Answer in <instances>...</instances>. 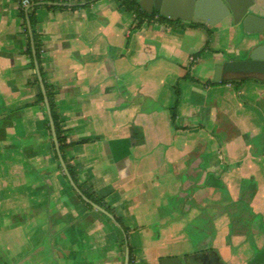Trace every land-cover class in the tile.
<instances>
[{
	"label": "crops",
	"instance_id": "0c3cea01",
	"mask_svg": "<svg viewBox=\"0 0 264 264\" xmlns=\"http://www.w3.org/2000/svg\"><path fill=\"white\" fill-rule=\"evenodd\" d=\"M60 1L36 16L67 157L130 232L69 186L37 104L26 10L0 0V264H125L129 243L134 264H264V82L208 85L242 28L210 27L217 52L193 82L206 31L138 25L119 0Z\"/></svg>",
	"mask_w": 264,
	"mask_h": 264
},
{
	"label": "water",
	"instance_id": "95a60500",
	"mask_svg": "<svg viewBox=\"0 0 264 264\" xmlns=\"http://www.w3.org/2000/svg\"><path fill=\"white\" fill-rule=\"evenodd\" d=\"M47 3L40 4L42 6ZM54 6H62L61 4H52ZM255 4L254 0H140L139 5L143 11L152 14L158 11L161 16L180 20L184 23H201L216 27L223 21L231 19L235 26L242 28L243 32L250 37L257 38V43L253 49L248 51V58L242 61L226 62L217 66L214 82L229 83L242 82L246 80H256L264 82V18L255 15L252 8ZM30 9V8H29ZM26 10L27 12L29 11ZM27 26L31 38V47L36 68V74L41 86L44 97L47 116L50 122L52 136L59 157L60 164L64 170L71 187L81 197V199L92 206L96 211L108 217L112 221L115 218L106 209L95 204L78 188L73 180L67 165L63 159L60 145L57 138L56 127L52 115L51 106L47 96L45 84L41 74L40 66L37 60L35 41L32 25L27 19ZM126 239V236H125ZM125 264H130V249H126ZM161 264H185L180 258H165L161 260ZM187 264V263H186Z\"/></svg>",
	"mask_w": 264,
	"mask_h": 264
},
{
	"label": "trees",
	"instance_id": "16d2710c",
	"mask_svg": "<svg viewBox=\"0 0 264 264\" xmlns=\"http://www.w3.org/2000/svg\"><path fill=\"white\" fill-rule=\"evenodd\" d=\"M22 2V0H20ZM79 2L81 1H85L88 4L92 1L95 0H78ZM121 3L122 7H125L128 11H131L135 14V17L138 21V25L143 24L144 22H147L148 24H161L164 26H169V27H175V28H180V29H186V28H191V29H205L206 28V24H201V23H184L180 20H174V19H169L166 17H163L160 15V13L158 11H154L152 14H148L145 11L142 10V8L139 5V0H119ZM44 2H48V3H60L62 1L60 0H44ZM64 2V1H63ZM37 3V2H36ZM46 4L44 6L42 5H38V4H33V6L29 9V11H23L22 12V17H23V25H24V31H25V35H26V39H27V50H26V54L30 59V64L31 67L35 70V63H34V58H33V51H32V47H31V38L29 35V31H28V26H27V19H29L31 25H32V29H33V33H34V41H35V50H36V55H37V60L40 66V70H41V74L43 77V81L45 84V88H46V92H47V96L49 99V103L51 106V110H52V115H53V119H54V123H55V127H56V132H57V138H58V142L60 145V149H61V153L63 156V159L67 165V168L73 178V180L75 181L76 185L78 186V188L85 194V196L87 198H89L91 201H93L95 204L101 206L102 208L106 209L110 214H112L115 218V223L119 226L120 230L123 231V233L128 236L130 229L128 227H126L123 223V221L121 220V218H119L115 211L101 198L97 197L96 195L89 193L84 186L80 183L78 176H77V171L76 169L70 164L68 157H67V148L69 147V144L67 143V137L65 136V132L63 131V129L60 126V120L56 111V105L54 102V93H53V89L52 87L45 81V77H44V72H43V66H42V57H43V50H42V43H41V38L40 35L38 34V24L39 21L37 19L36 16V10L39 9L40 7H45L47 9L53 10V9H59L61 7L59 6H54V5H49ZM74 7H79L74 6ZM207 34H208V40L206 42V45L204 46V48L197 52L194 57L195 58H200L202 57L210 48L211 42H212V31H209L207 29H205ZM193 66L190 65V68L188 70V73L185 77L186 80H191V81H195V79L193 77H191V68ZM237 85L240 84V82H229V83H216L214 81H211L208 83V85ZM177 95L178 97L180 96V91L179 89H177ZM179 100H177L176 102V107L178 105ZM37 104L41 105L43 107V109H46L45 107V103H44V97L42 95V93L40 92L38 94V99H37ZM176 107L174 109V111H176ZM46 126L48 127V129L51 131V127H50V122L49 119H46ZM56 159L59 163V167L61 169L62 166L60 164L59 161V157L57 155V153L55 154ZM66 180L68 181L66 175H64ZM69 183V182H68ZM69 186L71 187L70 183ZM71 189L74 191V189L71 187ZM75 192V191H74ZM75 194L79 197V199L81 200V202L90 210H94V208L90 205H88L87 203H85L81 197L75 192ZM104 216V215H103ZM106 219H108L110 221V219L106 216H104ZM124 242V240H123ZM129 249H130V264H134V256H133V248L131 247L130 243L128 245Z\"/></svg>",
	"mask_w": 264,
	"mask_h": 264
},
{
	"label": "rangeland",
	"instance_id": "374dc122",
	"mask_svg": "<svg viewBox=\"0 0 264 264\" xmlns=\"http://www.w3.org/2000/svg\"><path fill=\"white\" fill-rule=\"evenodd\" d=\"M230 22L231 21H229V19H227V20L223 21L220 25L223 26V27H226L227 26V23H228L229 25H232V26L236 27L234 25L233 21L231 22V24H230ZM205 29H207L209 31H212L210 29V26L209 25H206V28ZM205 29H201V30L206 31ZM212 33H213V35H212V42H211L210 48L208 50V53H216L217 52V50L215 49V44L213 43V41L215 39L214 32L212 31ZM226 36H227V31L224 30V32H223V38L224 37L226 38ZM249 38H250V36L249 35H246L244 32H242L241 29L237 28L235 30L234 41H232V43H231L230 42L231 40H228V45H229V42H230L231 52H229V50L226 51V46L227 45H225L224 46V49H223L222 59L220 60V62L218 64H216L215 69H214V74L216 72L217 66H219V65H222V64H224L226 62H231V61H242V60H246L248 58V51L241 50V46H242L243 42L246 39H249ZM205 55H206V53L203 56H205ZM198 59L199 58H195L194 56L191 57L190 65H192V66L195 65V69H194L193 72H191V74H192L193 77H196V78H199V79L203 80L202 78L207 73V68H209V67L206 66L205 63H201V62L200 63L199 62L197 63ZM188 61H189V57L187 56L186 57V62H188ZM214 78H215V76H214ZM214 78L212 80V77H211V79L208 81V83L211 82V81H214ZM248 81H251V80H246V81H244V83H246ZM192 190H194V187H193Z\"/></svg>",
	"mask_w": 264,
	"mask_h": 264
},
{
	"label": "built area",
	"instance_id": "2783aa9c",
	"mask_svg": "<svg viewBox=\"0 0 264 264\" xmlns=\"http://www.w3.org/2000/svg\"><path fill=\"white\" fill-rule=\"evenodd\" d=\"M21 5L23 9L28 10L31 7L32 2L31 0H22Z\"/></svg>",
	"mask_w": 264,
	"mask_h": 264
}]
</instances>
